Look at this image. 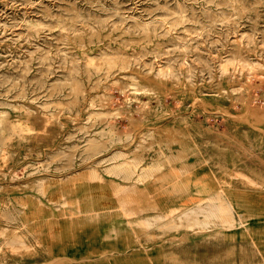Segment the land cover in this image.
<instances>
[{
  "label": "rangeland",
  "instance_id": "rangeland-1",
  "mask_svg": "<svg viewBox=\"0 0 264 264\" xmlns=\"http://www.w3.org/2000/svg\"><path fill=\"white\" fill-rule=\"evenodd\" d=\"M136 186L176 234L259 255L264 0H0V264H69L55 238Z\"/></svg>",
  "mask_w": 264,
  "mask_h": 264
},
{
  "label": "crops",
  "instance_id": "crops-1",
  "mask_svg": "<svg viewBox=\"0 0 264 264\" xmlns=\"http://www.w3.org/2000/svg\"><path fill=\"white\" fill-rule=\"evenodd\" d=\"M133 188L137 191L133 197L126 194L123 198L108 199L111 202L135 201L129 210L111 205L106 217L97 216L93 220L90 215H83L78 230L55 238L53 248L60 257L69 264H264V201H253L249 197L247 202L256 211L249 215L248 224L259 255H239L236 252L238 243H234L231 258H227L221 254L223 247L218 241L213 251L214 244L208 245L207 236L193 239L191 230L182 234L171 231L180 210L168 208L161 211L157 192L149 193L148 189L145 191L138 186ZM162 216V224L168 227V231L161 239ZM238 235L235 232V236Z\"/></svg>",
  "mask_w": 264,
  "mask_h": 264
},
{
  "label": "bare ground",
  "instance_id": "bare-ground-1",
  "mask_svg": "<svg viewBox=\"0 0 264 264\" xmlns=\"http://www.w3.org/2000/svg\"><path fill=\"white\" fill-rule=\"evenodd\" d=\"M202 101V100H201ZM120 113V112H119ZM157 128V127H156ZM256 128V127H255ZM153 152V151H152ZM99 159V158H98ZM240 174V173H239ZM225 176V175H224ZM225 178V177H224ZM47 191V190H46ZM229 199V197H228ZM232 205V204H231ZM176 210V209H175ZM177 211V210H176ZM230 211V205L220 201L217 197L211 199L207 206L200 205L198 207H191V213H203V214H223ZM171 212H173L171 210ZM230 215V214H229ZM223 217V215H222ZM188 218V217H187ZM215 219V218H214ZM23 222V221H22ZM144 224L145 222H139V224ZM232 225V224H231ZM157 233V232H156ZM4 245V244H3ZM38 249V248H37ZM49 251V250H48ZM241 254V253H240ZM48 255V254H47ZM58 259V258H57ZM46 264V263H45Z\"/></svg>",
  "mask_w": 264,
  "mask_h": 264
}]
</instances>
